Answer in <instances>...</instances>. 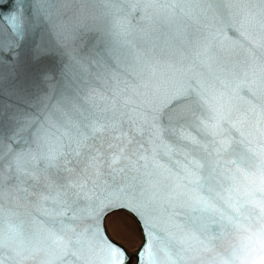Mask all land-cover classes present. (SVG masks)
I'll return each mask as SVG.
<instances>
[{
  "label": "clouds",
  "instance_id": "9594fccd",
  "mask_svg": "<svg viewBox=\"0 0 264 264\" xmlns=\"http://www.w3.org/2000/svg\"><path fill=\"white\" fill-rule=\"evenodd\" d=\"M122 3L112 0L109 12L90 16L122 57L124 72L119 79L113 77L115 96L135 117L137 130L146 132L156 147L163 142L161 114L183 97L181 110H173L169 119L185 121L207 140V170L205 164L189 159L177 180L151 156L142 155V165L130 166L120 155L98 153L89 161L88 179L70 180V188L100 200L106 192V181L100 177L107 175L119 186L121 198L140 201L147 191L160 205L149 218L158 264H177L168 256L164 238L177 246L180 264H250L245 249H259L264 240V0H205L191 39L177 37L172 19L177 12L169 0H138L141 17L135 26L124 16ZM226 25L243 39L223 44L218 38ZM241 86L249 87L251 99L240 94ZM183 135L193 145L202 143L188 129ZM33 136L32 160L39 155L54 161L64 155L75 136L70 112L50 114ZM203 179L211 196L199 191ZM192 212L218 225L213 236L195 247L185 229ZM29 214L27 205H21L16 225L6 220L0 224V264H57L70 246L78 249L81 264H92L94 217L74 215L60 222L62 231L57 234L36 229Z\"/></svg>",
  "mask_w": 264,
  "mask_h": 264
},
{
  "label": "water",
  "instance_id": "95a60500",
  "mask_svg": "<svg viewBox=\"0 0 264 264\" xmlns=\"http://www.w3.org/2000/svg\"><path fill=\"white\" fill-rule=\"evenodd\" d=\"M169 2L177 12L172 18L177 37L188 35L191 39L199 27V11L205 0ZM111 5L112 0H15L10 14L17 15L23 25L15 35L0 19V47L15 50L19 46L22 60L34 46L47 52L42 62L43 75L25 76L21 64L15 68L0 65V224L6 220L9 226L16 225L21 205H27L28 220L36 229L43 227L57 234L62 231L60 222L67 223L74 215L94 217L96 243L91 251L92 264H145L149 252L153 264H158L160 254L149 218L160 210V205L151 200L147 191L140 201L121 198L119 186L107 175L100 177L106 181V192L100 200L89 199L84 192L76 194L69 185L70 180L88 179L89 161L98 153L120 155L130 166L133 162L142 165V155L151 156L152 162L169 170L177 180L184 175L189 159L205 164L207 170L211 150L207 140L185 121L169 119L173 110H181L183 97L173 100L161 114L163 142L156 147L150 144L146 132L137 130L135 117L115 96L113 77L119 79L124 72L122 57L90 21L92 14L107 13ZM122 8L131 26L140 23L138 0H123ZM218 39L227 45L243 38L234 27L226 25ZM240 94L252 98L248 86H241ZM60 111H68L72 117L75 136L69 145L71 150L66 149L54 161L39 155L32 160L30 154L36 151L34 130L50 114L59 115ZM185 129L199 136L202 143L191 144L183 135ZM236 150L247 155L241 145H236ZM199 191L204 196L212 195L206 179L200 182ZM118 207L125 208L124 214L131 219L136 217L140 234L143 228L138 255L137 249L128 250L106 230L105 213ZM163 208L168 210L167 205ZM49 210H53L51 214ZM61 211L62 216L56 215ZM185 229L189 244L195 247L213 236L218 225L205 214L192 212ZM164 247L168 256L180 264L177 246L164 238ZM57 264H81L76 246L65 249Z\"/></svg>",
  "mask_w": 264,
  "mask_h": 264
},
{
  "label": "snow or ice",
  "instance_id": "6c2138e0",
  "mask_svg": "<svg viewBox=\"0 0 264 264\" xmlns=\"http://www.w3.org/2000/svg\"><path fill=\"white\" fill-rule=\"evenodd\" d=\"M15 4V0H3L0 2V19L4 20L7 26L12 30L13 34L17 33L18 29H22V21L18 16L11 13V8ZM22 38V37H21ZM47 56V52L43 49L33 47L30 48L28 53L22 60L19 46L13 50L11 47H0V65L8 64L15 68L16 65L21 64L23 66L24 75L31 74L43 75L44 69L42 62ZM126 210L123 207L114 208L111 212L105 213L107 218H110V222L117 230H126L128 228V221L122 215ZM131 215V213H128ZM136 219L135 216L132 217ZM139 223V221H137ZM141 234L143 235V228H141ZM143 245H141L142 247ZM138 248L136 254H139ZM246 256L250 259V264H264V240L260 242V248L255 246H249L245 249ZM145 264H153L151 253L149 252L145 258Z\"/></svg>",
  "mask_w": 264,
  "mask_h": 264
},
{
  "label": "rangeland",
  "instance_id": "374dc122",
  "mask_svg": "<svg viewBox=\"0 0 264 264\" xmlns=\"http://www.w3.org/2000/svg\"><path fill=\"white\" fill-rule=\"evenodd\" d=\"M128 221V228L126 230H117L110 222V218L105 219V227L108 234L117 242L123 244L128 250L134 251L141 244V234L133 219L122 214Z\"/></svg>",
  "mask_w": 264,
  "mask_h": 264
},
{
  "label": "bare ground",
  "instance_id": "6f19581e",
  "mask_svg": "<svg viewBox=\"0 0 264 264\" xmlns=\"http://www.w3.org/2000/svg\"><path fill=\"white\" fill-rule=\"evenodd\" d=\"M107 218V217H106Z\"/></svg>",
  "mask_w": 264,
  "mask_h": 264
}]
</instances>
